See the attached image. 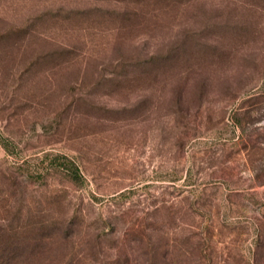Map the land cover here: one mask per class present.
I'll return each mask as SVG.
<instances>
[{
  "label": "rangeland",
  "instance_id": "obj_1",
  "mask_svg": "<svg viewBox=\"0 0 264 264\" xmlns=\"http://www.w3.org/2000/svg\"><path fill=\"white\" fill-rule=\"evenodd\" d=\"M0 138L10 264H264V0H0Z\"/></svg>",
  "mask_w": 264,
  "mask_h": 264
},
{
  "label": "trees",
  "instance_id": "obj_2",
  "mask_svg": "<svg viewBox=\"0 0 264 264\" xmlns=\"http://www.w3.org/2000/svg\"><path fill=\"white\" fill-rule=\"evenodd\" d=\"M0 141H1L3 149L7 153H10V150L8 149V145L5 144L1 138H0ZM65 169H66L69 177L72 180H77L78 178L81 177L77 167L74 166L73 164H71L69 167H65ZM8 246H9V250H7V251L0 248V264H10L15 259V246H16V244H13V242H12ZM10 249H12V250H10Z\"/></svg>",
  "mask_w": 264,
  "mask_h": 264
}]
</instances>
